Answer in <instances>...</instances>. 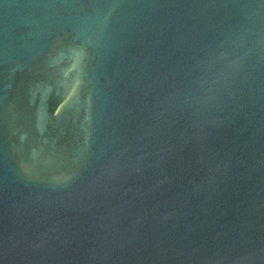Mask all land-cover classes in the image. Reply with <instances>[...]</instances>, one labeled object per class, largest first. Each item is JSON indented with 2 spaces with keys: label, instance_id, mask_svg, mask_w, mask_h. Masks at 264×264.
<instances>
[{
  "label": "water",
  "instance_id": "1",
  "mask_svg": "<svg viewBox=\"0 0 264 264\" xmlns=\"http://www.w3.org/2000/svg\"><path fill=\"white\" fill-rule=\"evenodd\" d=\"M0 264H264V0H0Z\"/></svg>",
  "mask_w": 264,
  "mask_h": 264
}]
</instances>
